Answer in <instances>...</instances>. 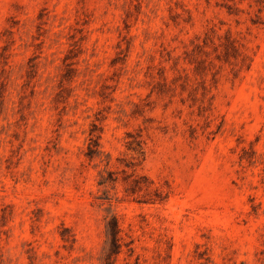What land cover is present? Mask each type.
<instances>
[{"label": "rangeland", "instance_id": "obj_1", "mask_svg": "<svg viewBox=\"0 0 264 264\" xmlns=\"http://www.w3.org/2000/svg\"><path fill=\"white\" fill-rule=\"evenodd\" d=\"M0 264H264V0H0Z\"/></svg>", "mask_w": 264, "mask_h": 264}, {"label": "trees", "instance_id": "obj_2", "mask_svg": "<svg viewBox=\"0 0 264 264\" xmlns=\"http://www.w3.org/2000/svg\"><path fill=\"white\" fill-rule=\"evenodd\" d=\"M115 228H116V224L114 223V227H112V237H113V239H114V242H116V239H117V237H116V230H115Z\"/></svg>", "mask_w": 264, "mask_h": 264}]
</instances>
